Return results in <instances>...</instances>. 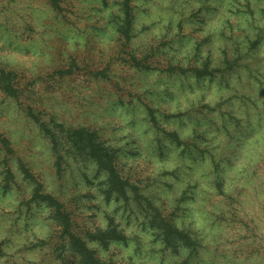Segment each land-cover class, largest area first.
<instances>
[{"label": "rangeland", "instance_id": "374dc122", "mask_svg": "<svg viewBox=\"0 0 264 264\" xmlns=\"http://www.w3.org/2000/svg\"><path fill=\"white\" fill-rule=\"evenodd\" d=\"M121 2L0 0V67L18 75L20 88L16 99L0 84V133L9 141L0 142V261L77 264L62 247L50 208L32 201L34 183L26 176L27 170L66 205L75 232L84 213L98 208L92 189L102 190L103 175L70 149L62 124L97 130L119 149L123 173L175 224L186 204L207 210L206 233L180 227L199 241L195 252L187 249L175 259L183 247L149 249L161 255V264H264L262 0H132L130 43L118 31ZM241 3L243 8L233 7ZM132 55L153 69L134 66ZM226 59L235 63L232 69ZM170 61L186 67L209 61L226 69L198 78L168 72ZM31 109L60 142L61 170L51 135ZM189 127L191 135L182 139ZM125 128L133 131L124 135ZM171 130L181 144L168 136ZM147 137L153 151L151 161L142 162ZM177 150L180 166L166 167ZM198 171L200 179L190 182ZM124 206L126 226L150 236L149 243L160 242L133 195ZM134 251L144 255L141 245Z\"/></svg>", "mask_w": 264, "mask_h": 264}, {"label": "trees", "instance_id": "16d2710c", "mask_svg": "<svg viewBox=\"0 0 264 264\" xmlns=\"http://www.w3.org/2000/svg\"><path fill=\"white\" fill-rule=\"evenodd\" d=\"M122 15L119 18L118 31L125 42L130 43L134 36V22L132 11V0H122ZM55 6L58 5L55 2ZM210 60V59H209ZM173 61V60H172ZM131 62L134 66L140 68L153 69L148 64L146 59H138L136 56H131ZM228 68H233L235 63L229 59L225 60ZM226 69V68H224ZM221 66H212L209 61L203 62L200 66L186 67L182 63L169 62L168 72L175 73L176 71L182 73L194 72L198 78L207 76L215 77L217 72L225 71ZM105 71H100L99 75H106ZM98 74V73H97ZM18 75L14 71L6 70L0 67V84L2 89L8 95L18 99L20 88L17 83ZM150 116L157 124L158 121L155 117V110L149 109ZM30 115L35 118L37 122L41 120L34 114L31 109ZM45 127V131L51 135L53 148L58 155L57 166L61 170L63 156L60 154V142L56 139V134L49 129L45 123L41 122ZM60 129L64 131L67 141L70 144V149L90 159L93 163L97 164V172L104 175L105 171L108 174L107 180L102 179V192L107 200L115 198L117 201L123 200L129 202L133 198L138 203V206L146 211L148 215V224L150 231L155 235V239L163 243L166 248H173L179 251L180 248L189 249L190 252H195L199 246V241L192 236V234L175 224V222L166 216L160 207L141 189V187L132 182L130 177L126 176L119 164L120 150L107 144L100 136L97 130L91 129L86 126L81 127H65L60 124ZM168 136L181 144L182 140L177 131L171 130ZM0 142L8 146V139L0 133ZM26 176L34 183L32 201L37 203H44L51 210V218L60 230V238L62 240V247L67 248L77 258V264H94L91 258V253L85 248L80 236L73 230L74 220L72 213L66 205L59 200L52 193L46 192L44 186L39 182L36 177L26 170ZM106 185V187H105ZM131 193V195H129ZM89 235H91L89 233ZM118 241H126L127 237L116 233L111 234ZM101 239H107L101 237ZM83 258V259H82Z\"/></svg>", "mask_w": 264, "mask_h": 264}, {"label": "clouds", "instance_id": "9594fccd", "mask_svg": "<svg viewBox=\"0 0 264 264\" xmlns=\"http://www.w3.org/2000/svg\"><path fill=\"white\" fill-rule=\"evenodd\" d=\"M199 5H197L198 7ZM233 7L243 8L244 4L233 5ZM253 7H257L253 3ZM259 7L264 8V0L260 3ZM259 17V13H257ZM244 19L250 20L251 17H244ZM264 23V22H262ZM175 110V109H173ZM131 117L123 118L122 123L127 124V120ZM167 127V125H166ZM142 130V129H141ZM179 130V129H177ZM129 131H133L131 128H125L124 135ZM181 138L185 139L191 135V128L189 127L185 131L180 132ZM212 135H215L213 132ZM223 139V138H221ZM151 137L144 138V147L145 155L142 158L143 161H151L152 154V145L150 144ZM216 143H220V140H217ZM179 150L177 153L173 154L172 162L166 165L168 168H176L180 166V161L177 158ZM145 166H148L145 164ZM93 169L98 167L97 164L92 165ZM201 169V171H205ZM108 174L105 171L102 179L107 180ZM197 179H200V172L196 173V176L193 178L192 183H195ZM186 186V184H185ZM206 185L201 181V188H204ZM106 187V185H105ZM97 195V199L92 201L95 203L98 208L94 209L92 212L84 213V218L80 222V228L77 230V234L80 236L85 248L88 252L91 253V258L94 261V264H130L129 258L135 260V264H161V255L157 252L155 254H149V249H160L163 247L162 242L149 243V240L152 239L150 236H146L143 233L138 232L135 226L128 227L127 225V210L124 206V201L121 199L117 201L115 198L111 202L105 201L104 196L101 194L100 189H92ZM131 195V193H129ZM177 196L179 193L176 194ZM172 199L169 197V204L171 205ZM185 216L181 220H177L176 224L178 227H185L191 225L195 229H201L204 233L207 232V221H202V217L207 216V210L202 207L201 203L196 204H186ZM89 233L91 235H89ZM116 233L127 237L126 241H118L111 234ZM106 237L107 239H101V237ZM127 243V247H125ZM138 245L143 247L144 255L138 257L135 254V249ZM15 251V248L12 249ZM188 253L187 249H181V256L176 257L175 259H182ZM83 259V258H82ZM0 264H3L0 261ZM163 264H171L170 260H165Z\"/></svg>", "mask_w": 264, "mask_h": 264}]
</instances>
